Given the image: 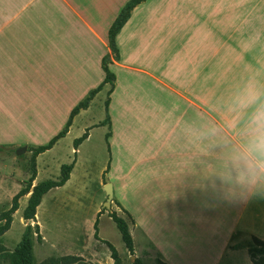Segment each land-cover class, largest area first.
Returning <instances> with one entry per match:
<instances>
[{
  "label": "crops",
  "instance_id": "1",
  "mask_svg": "<svg viewBox=\"0 0 264 264\" xmlns=\"http://www.w3.org/2000/svg\"><path fill=\"white\" fill-rule=\"evenodd\" d=\"M130 1L0 0V122L9 129L70 116L103 83V63L114 77L35 158L32 187L58 179L38 182L39 162L52 155L42 168H57L54 150L87 131L68 147L69 179L36 209L43 246L45 203L64 207L73 227L93 226L99 212L123 216L128 256L142 264H252L249 243L264 242V174L247 152L264 106V0H143L114 38L115 58L109 30ZM23 147L32 155L39 146ZM107 184L111 208L101 210ZM78 237L48 254L113 264L105 240L85 226Z\"/></svg>",
  "mask_w": 264,
  "mask_h": 264
},
{
  "label": "rangeland",
  "instance_id": "2",
  "mask_svg": "<svg viewBox=\"0 0 264 264\" xmlns=\"http://www.w3.org/2000/svg\"><path fill=\"white\" fill-rule=\"evenodd\" d=\"M68 120L69 115L62 112L61 114L54 116L50 121L30 122L28 124L24 123L25 127L23 130L18 128L17 123H13V128L9 129V123L0 122V215L10 208L13 196L18 193L24 184L23 182L29 178L31 173V154L25 152L24 154L18 156L16 155L17 149L23 146L37 147L48 144L52 138L65 129ZM25 128L27 130L26 132L24 131ZM74 139L70 140V137L66 138V140L62 141L58 148L54 150L55 155L58 158L57 160L60 162V166L57 168H55V166H50L49 170H43L42 168L43 163L48 161L52 155H48L45 160L39 162L40 169L37 177L38 182L47 179H56L60 174V167L64 164L71 163L66 160V155L69 151L68 147H73ZM5 148H11L15 153ZM94 181L95 178L92 176L89 183L91 191L95 188L93 184ZM26 204L27 200H19V209L12 216V222L9 230L0 236V264H10V256L21 240L26 226H30L33 232L34 264H91L85 258H81V260L76 262L51 260L50 258L56 259L59 258V256L54 254L49 255L48 253H50V251H48V249H50V246L53 248L61 247L58 249L62 250H71L72 248H75L72 244L73 240L74 243L79 241L78 233L83 232L84 226L86 231L90 230L92 235L94 234L95 231L93 226L97 218L94 219L93 226H90L89 224L86 225L85 223L83 224V222L80 221L78 223L81 224L73 227V219H71L68 214L66 215L64 213V207H59V205L57 206V210H55V208H49V204H42L43 207L45 205L46 207H41V210L38 211V215L45 226L44 228L47 232V236L50 237L49 244L43 246L42 236L40 234V239H38V234L35 230L37 221L32 222L22 219V212L26 207ZM104 204L105 201L100 205L101 210L104 207ZM121 218L125 220L123 216ZM125 221L129 224L127 220ZM2 224L3 222L1 221L0 225ZM98 230L100 233H98L97 236L100 239L105 240L103 243L108 248L110 258L111 252L107 243L115 248L119 258L124 262V264H134L136 258L131 259L130 256H128V250L122 242L120 233L111 219L109 220L107 216H103L98 219L97 231ZM57 231L61 232L62 235L58 233L60 235L58 237ZM87 246H89V244ZM250 246H252V241L249 243V247ZM99 261L100 264H105L106 258L104 256L100 257ZM149 264L153 263L150 262Z\"/></svg>",
  "mask_w": 264,
  "mask_h": 264
},
{
  "label": "trees",
  "instance_id": "3",
  "mask_svg": "<svg viewBox=\"0 0 264 264\" xmlns=\"http://www.w3.org/2000/svg\"><path fill=\"white\" fill-rule=\"evenodd\" d=\"M143 0H131L121 11L116 21L113 23L109 30V43L111 47V51L114 54V57H117V49L114 44V38L116 34L119 32L123 24L127 21L129 18V15L133 8L142 2ZM103 70L105 72V78L103 83H112L114 80L113 75L109 72L106 64L103 63ZM102 83V84H103ZM101 85H99L96 89L90 92V94L81 102L79 103L70 113L69 120L66 124V127L63 131H61L59 134H57L54 138H52L48 144L44 146H39L37 148L30 149L32 152L31 155V170H30V176L29 178L23 182L22 188L19 190L17 194H15L11 200L10 208L6 211H4L0 215V222L2 221L3 224L0 225V236L4 234L6 231L9 230L11 222H12V216L17 212L19 209V200L30 193V196L27 201V205L24 208L22 212V219L25 221H32L36 222L35 215H36V209L39 206L42 197L51 189L62 187L67 180L69 179L70 172L73 168L75 160H73L70 164H64L60 167V177L56 180H47L44 181L34 187H32V181L35 178L36 175V166H35V158L37 155L45 152L46 150H49L52 148V146L62 137L65 136L66 132L68 131L69 126L71 125L73 117L81 110L87 108L89 102L92 100V98L95 96V94L100 90ZM109 99L106 100L105 106L108 107ZM87 131L84 133L80 138L76 139L74 141V149L77 148V146L86 138ZM100 212L97 215V219L94 223V238L98 239L97 236V224H98V217ZM108 216L111 218V220L114 222L118 232L120 233L121 240L124 243L126 249L128 252L133 255V240L131 237V234L129 232L128 225L126 221L119 217L114 211H110ZM36 233L38 234V239H40V233L38 225H35ZM108 247L111 252V258L113 259V264H121V259L118 256L117 251L115 248L110 245L109 243ZM248 254L251 260L252 264H264V242L258 240L257 238H252V246L248 248ZM10 264H34L35 259L33 255V232L31 230L30 226H26L21 240L19 241L18 245L16 246L15 250L10 256ZM51 260H60L64 262L72 261L76 262L81 260V257L77 256H62L56 259L50 258ZM134 264H142L138 259L135 260ZM158 264H165L163 262H159Z\"/></svg>",
  "mask_w": 264,
  "mask_h": 264
},
{
  "label": "clouds",
  "instance_id": "4",
  "mask_svg": "<svg viewBox=\"0 0 264 264\" xmlns=\"http://www.w3.org/2000/svg\"><path fill=\"white\" fill-rule=\"evenodd\" d=\"M251 122L253 135L247 146L249 161L257 173L264 174V106L256 109Z\"/></svg>",
  "mask_w": 264,
  "mask_h": 264
},
{
  "label": "water",
  "instance_id": "5",
  "mask_svg": "<svg viewBox=\"0 0 264 264\" xmlns=\"http://www.w3.org/2000/svg\"><path fill=\"white\" fill-rule=\"evenodd\" d=\"M25 152H26V148H25V147H22V148H20V149H18V150L16 151V155L19 156V155L24 154ZM105 191H106V194H107V198H106V201H105L104 207H105L107 210H110V208H111L110 204H111V197H112V195H111L110 186H109L108 184L105 186Z\"/></svg>",
  "mask_w": 264,
  "mask_h": 264
}]
</instances>
